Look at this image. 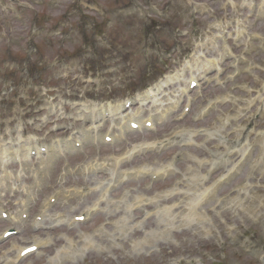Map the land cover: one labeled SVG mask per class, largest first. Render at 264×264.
<instances>
[{
  "label": "rangeland",
  "instance_id": "obj_1",
  "mask_svg": "<svg viewBox=\"0 0 264 264\" xmlns=\"http://www.w3.org/2000/svg\"><path fill=\"white\" fill-rule=\"evenodd\" d=\"M20 1L27 7L0 0V140L5 142L16 139V128L22 130L19 133L23 137L31 136L34 144L87 128L92 123L87 112L94 104L106 106L129 98L179 72L200 53L218 58L224 50V40L227 47L246 60L236 65L242 71L234 79L226 80L233 69L230 61L222 65L226 70L219 76L220 84H200L191 95L193 106L187 117L178 118L181 103L173 116L165 123H156L151 131L127 133L112 146L93 143L84 146L79 155L55 162L50 175L39 179L41 189L28 204V222L16 238L20 246L29 244L34 237L49 238V244L18 264H264V151L260 145L255 144L249 160L227 183L213 188L210 197L198 201L203 190L212 187L231 168L229 162L223 164L229 152L239 147L240 141L253 142L255 132H264V118L256 115L264 111V51L260 50L264 46V12L258 11L263 0H254L253 8L241 9L237 7L240 0H233L234 8L225 7L227 0ZM195 8L199 11L195 12ZM242 28L245 35L236 40L235 33ZM250 32L263 39L249 40ZM217 33L222 38L216 39ZM198 41L204 43L195 48ZM189 53L194 56L189 58ZM245 69L249 73H244ZM189 75L186 71L185 78ZM174 91L171 88L168 93ZM215 97L227 99L217 103L207 116H199L200 109ZM151 110L149 105L145 113ZM110 121L106 120V129ZM56 124H63L65 129L57 134L51 132ZM14 125L17 126L12 131ZM200 127L216 134L197 137L200 147L182 146L185 135L180 131ZM175 131L171 147L136 154L119 169L166 164L179 154V174L156 183L131 180L108 193L117 199L128 190L129 201L140 195L159 196L160 191L178 180L181 195L160 201L167 206L176 198L181 202L164 219L175 227L167 228L156 216L143 219L145 209L156 208L153 204L133 212L134 226L127 232L115 227L123 210L116 213L113 208L96 214L90 222L74 223L71 227L65 223L55 226L48 220L38 229L32 226L33 216L55 190L94 187L96 181L107 178L106 169L89 174L79 169L80 165L93 164L96 158L102 162L134 143L164 140ZM185 154L197 159H220L216 162L223 165L213 164L215 169L209 172L210 164L200 166ZM9 167L14 175L18 173L19 166ZM69 168L73 173H67L59 186L60 171ZM34 181L28 171L7 181L0 187L2 205L16 212L19 200H25L26 189ZM11 182L17 186L16 191L9 189ZM99 196V188L82 197L60 196L49 214L63 213L69 219ZM101 225L104 232H96ZM5 226L0 222V230ZM83 233L90 234L94 246L84 248ZM8 246L7 243L0 247V262L6 258L3 253ZM7 255L13 256V251Z\"/></svg>",
  "mask_w": 264,
  "mask_h": 264
},
{
  "label": "bare ground",
  "instance_id": "obj_2",
  "mask_svg": "<svg viewBox=\"0 0 264 264\" xmlns=\"http://www.w3.org/2000/svg\"><path fill=\"white\" fill-rule=\"evenodd\" d=\"M251 0H244V2H246L245 4H251V2H250ZM227 49V48H226ZM226 52H228V51H226ZM198 58V57H197ZM194 61V60H193ZM210 61L211 60H205L204 59V61H203V64H202V69L203 70H207L208 68H210V67H212L213 69H215V70H217V71H220V68L216 65V64H210ZM189 63V62H188ZM191 69L193 70V67L191 66ZM190 68L188 69V70H190V73H191V75H193V71L191 70ZM178 73H180V71L178 72ZM177 73V74H178ZM170 77H167V79H169ZM179 80H182L183 79V74H180V78H178ZM191 80H193L192 78H191ZM154 88H155V86H154ZM150 89V88H149ZM149 89H147V90H149ZM150 92L151 91H148V93L146 92L145 94H146V96L147 95H149L150 94ZM149 97V96H148ZM142 98H143V96L141 95V96H139L138 97V100L139 101H142ZM161 98V97H160ZM160 98L158 97H152V101H151V103H152V106L154 107V114H151V115H149L150 116V118H148L147 120H152V115H153V119L155 120V121H157L158 119H162L163 118V116H161V115H156L157 113H158V109H159V106H162V102L160 101ZM178 97H177V95H175L173 98H170V100L168 101V104L170 105L169 106V108H173V109H175L176 107H177V104H176V102H177V99ZM142 105H144V103H141L140 104V107H144V106H142ZM101 108V107H100ZM93 116L91 115V118H92ZM114 119H118L119 121L117 122V123H115L116 124V127H117V129H119V132L120 133H122V129H120V128H122V126L120 125V123L122 122V119L124 118V117H113ZM128 119H130V118H128ZM97 122H99V120L98 121H95L94 123H92V128H98V126L99 125H97L96 123ZM153 126V125H152ZM188 133H189V131H188ZM191 133V135H189V137H191V138H193V137H195L194 135H195V131L193 132V130L190 132ZM91 134H92V137H91V140H94V137H93V132H91ZM118 135L116 134V135H114L113 137H117ZM21 137V136H20ZM97 138V137H96ZM29 141L30 140H28L27 141V143H29ZM190 141H192V140H190ZM161 142V141H160ZM27 143H24V144H22V145H20V148L21 149H24V150H19V153H20V155H21V161H20V163H23L25 160H28V155H24L22 152L23 151H25V150H28L29 148H30V146H29V144H27ZM169 144H172V142L170 141V142H167V144H166V146L167 145H169ZM158 145L159 144H156V142H147V141H145V142H143V143H141V144H139V145H134V146H132V148L130 149V151L129 150H127V151H125L124 153H123V155H122V157H121V159H124V160H127V159H129L130 157H132V155H135V154H138V153H141V152H145L146 150H147V148H148V146H150L151 148H153V149H157L158 148ZM6 148V147H5ZM26 152V151H25ZM51 155V156H53L54 155V151H52V152H50V153H47V157L45 158V157H43V159H42V155L41 154H38V155H36V157L34 158V159H38V165H40V166H42V167H44L45 165H47V163L48 164H50L47 160H49V156L48 155ZM45 158V159H44ZM115 159V164L113 165V166H111L109 163H107V165L102 161V164H100V166H101V168H105V166H106V169L108 170V173H110V178L108 179V180H106L105 181V183H104V181L103 182H97V184H96V186L97 187H101V186H103V185H107V183L108 182H114V181H119V179L121 178V175L123 174V172L122 173H118V171H117V167H118V163H120L119 161H118V158H114ZM45 163V164H44ZM3 165H5V162L2 164V165H0V167H3ZM169 165H172V163L170 162V163H168V165L167 166H165V167H158L157 169H160V170H168V169H165V168H167ZM89 166V165H88ZM88 166H83V168H82V170L83 171H85V169L88 167ZM157 169H154V170H157ZM153 171V170H152ZM131 172V176H136V172L134 171V170H131L130 171ZM63 176V175H62ZM27 192H29V197H31V195H32V192L31 191H27ZM63 193H65V192H63ZM101 196H105V199H106V193H103V191L101 192V194H100ZM148 201H150V202H152V201H155V198H153V197H151V198H149L148 199ZM107 202H108V204H114V201H111V200H109L108 201V199H107ZM26 206V204H23L22 205V207H25ZM93 206H98V201H96V202H94L93 203V205L91 206V208L93 207ZM116 207H119V201H117V204L115 205ZM90 207V206H89ZM88 207V208H89ZM131 207V206H130ZM87 208V209H88ZM42 211H41V215H42V217H48V214H46V209L44 208V205L42 206ZM100 209V208H99ZM102 210V209H101ZM25 210L23 209V210H21V212L19 213V215L18 216H20L21 215V213H23ZM57 215V214H56ZM52 216V218H51V220L53 221V222H57L55 225H58L59 224V222H60V219H62V221H65L66 223H68L70 220L69 219H65V215H63V214H61V215H58V216ZM55 217H58L59 218V220H57V219H55ZM43 219V218H42ZM41 219V220H42ZM33 224L34 225H39L40 223H36V222H33ZM99 232H100V230H99ZM82 240H86V241H88L89 240V238L87 237V235H84L83 237H82ZM33 241L34 242H39L40 240L39 239H37V238H34L33 239ZM42 241H46V240H42ZM69 241V240H68ZM70 242V241H69ZM14 261V260H13Z\"/></svg>",
  "mask_w": 264,
  "mask_h": 264
}]
</instances>
